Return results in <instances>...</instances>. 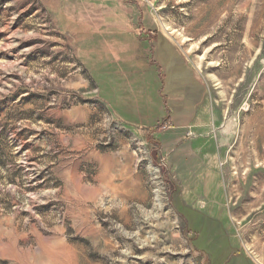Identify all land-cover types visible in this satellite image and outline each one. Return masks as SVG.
Listing matches in <instances>:
<instances>
[{"label":"rangeland","instance_id":"obj_1","mask_svg":"<svg viewBox=\"0 0 264 264\" xmlns=\"http://www.w3.org/2000/svg\"><path fill=\"white\" fill-rule=\"evenodd\" d=\"M0 264H264V0H0Z\"/></svg>","mask_w":264,"mask_h":264}]
</instances>
